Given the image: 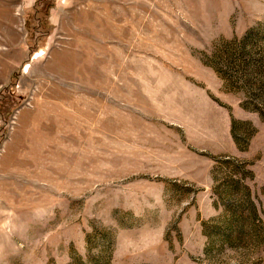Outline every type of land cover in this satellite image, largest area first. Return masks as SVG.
I'll use <instances>...</instances> for the list:
<instances>
[{
	"label": "rangeland",
	"instance_id": "rangeland-1",
	"mask_svg": "<svg viewBox=\"0 0 264 264\" xmlns=\"http://www.w3.org/2000/svg\"><path fill=\"white\" fill-rule=\"evenodd\" d=\"M0 10V264H264V0Z\"/></svg>",
	"mask_w": 264,
	"mask_h": 264
},
{
	"label": "trees",
	"instance_id": "trees-1",
	"mask_svg": "<svg viewBox=\"0 0 264 264\" xmlns=\"http://www.w3.org/2000/svg\"><path fill=\"white\" fill-rule=\"evenodd\" d=\"M245 45H247V41H244V43H243V46L242 47H240V49H239V51L235 54L236 56H238V57H241L240 59H241V63H243V60L245 59V57L247 58V56H246V52H247V50H246V46ZM249 56V55H248ZM232 56H230L227 60H226V65L227 66H234L235 64L232 62ZM240 63V64H241ZM223 74L225 75V77H227L228 78V76H227V74H226V72L225 71H223Z\"/></svg>",
	"mask_w": 264,
	"mask_h": 264
},
{
	"label": "bare ground",
	"instance_id": "bare-ground-1",
	"mask_svg": "<svg viewBox=\"0 0 264 264\" xmlns=\"http://www.w3.org/2000/svg\"><path fill=\"white\" fill-rule=\"evenodd\" d=\"M9 14L7 13V11L4 10H0V19H4L6 16H8ZM1 24V21H0ZM57 60H59V56H56ZM56 62V61H55ZM17 139V138H15ZM21 139V138H20ZM17 142V141H16ZM18 146V145H17ZM19 149V148H18Z\"/></svg>",
	"mask_w": 264,
	"mask_h": 264
}]
</instances>
